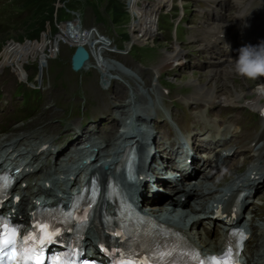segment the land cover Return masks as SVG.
Segmentation results:
<instances>
[{
  "label": "bare ground",
  "instance_id": "bare-ground-1",
  "mask_svg": "<svg viewBox=\"0 0 264 264\" xmlns=\"http://www.w3.org/2000/svg\"><path fill=\"white\" fill-rule=\"evenodd\" d=\"M162 1L163 0H158V1L156 0L155 2H149L150 4L148 6H145L144 4H141L140 6H138L137 2H140V1L128 0L129 6L131 8L134 5L135 9L132 8V10H133V12L136 13L135 17L137 18L136 20H134L130 24V27H129V30L132 32V35H131L132 40L141 41V39L144 38L143 31L146 29V27L144 26V23L150 22L152 24L151 19L153 17L154 11H156L155 8H158L161 5ZM151 11H152V13H149ZM146 12L148 15L149 14L152 15L151 19L145 20V13ZM151 24L149 27L150 32L147 33L148 35L151 34L152 30H153ZM139 26H141V28H139ZM71 29L75 30V32H77L78 35L82 37V39H83L82 43L77 44L74 42V40L72 39V36H70ZM67 30L69 31L68 34L65 33V31H67ZM55 36H56L55 40H54L55 45L62 41V42L68 43L70 46L80 45V46L86 47V49H88V55H89L88 60H87L88 64L91 61V58H93L92 55L96 56L95 51H94V46L93 45L89 46V43L91 41L90 33L82 32L81 29L79 28L78 23L77 24H75V23L63 24L62 26H60L59 33ZM138 39H140V40H138ZM26 43L28 44V41H26ZM16 45H21V44H16ZM45 46H47L46 43H45ZM7 49H5V53L9 52V50H7ZM43 49H41L39 53H41ZM17 51L19 52V56H21L20 59L22 58V56H24V58L27 56V53L20 52L19 50H17ZM30 51L33 52V51H36V49L30 50ZM50 51L53 52L54 48L52 47V49ZM96 53L98 54V52H96ZM42 56L45 58L44 54L43 55L38 54V57L41 60L44 59V58H42ZM162 57L165 58V61H164V62H166L165 64H168L169 66H172L174 68V65L176 64V60L178 59V53L177 54H169L168 49H166L165 51H163ZM10 60L15 62L16 64L19 63L18 58H15V59L12 58ZM103 66H106L107 68H113L114 67L109 62H104ZM100 71L104 75L103 77L107 78L108 73L106 72V68L100 67ZM233 73L234 72L232 70H230L229 68L226 70L216 68L213 71L207 72L205 75H202L203 76L202 81L199 80V81H201V84L199 85V89L196 91L194 90V92L197 94H201V95H207V96H210L213 98L215 96H220L221 99H227L228 100V98L231 97L232 94L234 93V89L232 88V91L228 92L226 95L222 94V91H221L222 82L225 81L224 79L226 77L231 76ZM195 78L196 77H193L191 79V83L197 84V81H195L196 80ZM225 84H230V83L227 82V83H224L223 85H225ZM257 103L258 102L255 101V104H257ZM116 106H117V104H116ZM107 119H109V118H107ZM96 132H97V130H94L92 132V134L97 135ZM18 134H20V135H18L17 137H14L12 139L5 137L0 141V167L6 161H7L6 165H10V164L14 163V168H18V167L21 168L20 171L18 172V174H20L21 176H26V174L28 173V172L24 171V169H28L29 167H32L30 172H35L36 169L41 170V171H43L42 178H46L47 174H46L45 170L48 169L50 166L58 167V165H61L62 162L68 163L69 161H73L74 157H75L74 155H78V153L81 151V148H76L75 145H77L83 141H86L88 143V148L90 151H92V155H94L95 160L99 156L106 154L108 151L113 149L115 146V143H109L110 138L108 135L105 137L103 136L102 137L103 139L102 138L100 139L102 144H99L97 142L99 140V138H97V136L96 137H94L92 135L89 136L90 133L86 132V131H82L80 134H77L74 131H72L71 129H67L62 135H60V136H63V138H66V140H75V141L70 142V143H75V144L69 145L68 147H67V145L57 147L54 143V140H51V139H46V140H43L41 142H38V140H36V136H37L36 132L23 133V131H22V132H19ZM101 134L102 133L99 132L98 136L100 137ZM102 135H106V134H102ZM88 136H89V138H88ZM123 138H125V136ZM127 140H128V138H127ZM3 142H5V143H3ZM133 142L135 143V146H136V149L139 153V156H141L140 151H141V147H142V142L129 140V144L133 143ZM37 143H38V145L44 143V144H47V146L43 150L37 151L36 147L33 148V146H35ZM70 147H74L73 150H70ZM22 151H23V153H22ZM66 151H70V153L67 154V156L62 159L60 156L63 155V153H65ZM21 153H22V155H21ZM28 153L30 154V156L28 155ZM11 156H12V158L10 159ZM46 156L53 157L52 161H49V163H48L46 161ZM121 156H122V151H120L117 154L114 162L112 163V168H114L117 165V163L120 161ZM17 160H20L21 163H16ZM116 167H115L114 171L112 169L108 173L101 172L98 169L92 170V172H94L97 175L101 184L104 183L106 176L108 174L111 177H113L117 182H119L120 184L125 186V188L126 187L128 188L129 186H126L123 183L121 173L119 172V170H116ZM262 167L264 168V165ZM75 171H77V169ZM60 173H64V174H68V175L70 174V175H72V178H71L72 181L73 182L76 181V175L74 172L67 173L65 171L63 172L60 170ZM168 173H170L172 176L174 175V172L169 171ZM174 179H175V181H177V178H174ZM196 183L203 186V188H205L204 184H209V181L208 180H203V181L197 180ZM15 186H16V181L11 186L12 191H14ZM194 187H195L194 184L191 185V183H189V182L185 183L184 185H182V189L184 191L181 192L180 189L176 188L175 186L172 187V185H170L171 194L165 196L166 194L164 193V194L160 195L158 198L157 197L153 198L152 199L153 205L149 206V209L154 210L152 212L155 214H159L160 216L170 217L174 221L177 220L178 222L186 223L189 220L192 221L194 219L192 221V224H195L196 222L200 223L198 221V218H199L198 215H195V214H196V212L200 213L202 210H204V207H203V204L205 202L204 197H203V202L202 201L194 202L192 209L191 208L188 209V207L187 208L183 207L184 204L187 203V201L192 200L193 198L199 196V192L197 191V189H194ZM61 192H63V191H61ZM174 194H177L176 199L173 197ZM180 195H185V199L183 201H180V199H179ZM21 197L24 198L23 193L21 194ZM165 200H167V205H163V208H162L160 203L164 202ZM3 205L7 210H9L12 207L11 199L6 200L3 203ZM14 207H15V210L17 212H20L22 210V204L20 202L15 204ZM174 207H179L180 209L177 211L174 210V212H173ZM191 226H193V225H191ZM196 231H197L196 240L200 243L203 240L202 235L200 233V229L198 228ZM84 242L86 244L90 243L89 229L85 233ZM259 250L262 254V261L261 262L255 261L253 264H264V241L259 245Z\"/></svg>",
  "mask_w": 264,
  "mask_h": 264
},
{
  "label": "rangeland",
  "instance_id": "rangeland-1",
  "mask_svg": "<svg viewBox=\"0 0 264 264\" xmlns=\"http://www.w3.org/2000/svg\"><path fill=\"white\" fill-rule=\"evenodd\" d=\"M113 0H57L55 3V7H56V14H55V20H54V25H58L56 23V21L60 18H65V16L67 17H72V22L76 21L79 23V26H81L82 30L86 31V29L88 27L92 26H99V27H104V28H99L98 31L99 32H103V34H105L108 37H116L115 35H119L123 38H126L129 40V36L132 35V32L129 30L130 24L136 20L137 18L136 13L133 12L132 8L135 9L134 5L131 8L129 6V2L128 0H115V2H112ZM139 1H143V0H139ZM148 3H144L145 6H148L150 3L149 1L152 0H145ZM158 1V0H157ZM67 2L69 3H75L76 5H74L70 10L67 11ZM148 4V5H147ZM149 13H152L149 12ZM152 15L151 14H147V12L145 13V20L146 19H151ZM58 18V19H57ZM96 19H99L101 22H98L95 24ZM64 23H67L64 21ZM150 22L144 23V26L146 27V29L143 31L144 37H146L149 31V27H150ZM84 25H87V27H85ZM137 26V25H136ZM134 27V26H133ZM139 28H141V26H139ZM14 29H16V27L10 28L9 31H7V33L9 34V36L7 37V33H0V45L3 44H7L8 41L11 40L12 43L8 44L7 46H5V49L9 50V52H7V55H14L11 57V59H15L17 58V56H19V54L15 57V55L17 53H19L17 50H19L20 52H24L27 53V55H34V54H42L39 53L40 51L36 50V51H30V50H34L37 47V44L41 42V39H43V41L46 43V45L49 47L51 44L53 45V48L55 47V35L52 34V30L50 29V26H45V29L40 32V35L38 37H36V39L34 40H29L30 42H28V44L26 42L24 43H20L21 45H16L13 44V42H15V38H14ZM68 30L65 31L66 34H68ZM87 32V31H86ZM4 36H6L4 38ZM70 36H72V39L74 40L75 43L79 44L82 43L83 39L81 36L78 35L77 32H75V30L71 29V33ZM54 37V38H53ZM17 42V41H16ZM22 42V41H20ZM38 42V43H37ZM138 45H146L147 48H149V52L147 54L141 55L139 58L149 67H151L152 69H156L158 72H162L165 69L171 67L168 64H165V58L162 57L163 51H165L166 49H168V53L169 54H179V50L174 49V48H169L167 46H165L163 43H159L158 41L152 40L149 41L148 38H146L145 40L139 41L137 42ZM31 47V49L28 48ZM46 46V47H47ZM12 47V48H11ZM34 48V49H33ZM4 49V50H5ZM16 49V50H15ZM45 50H47V48H45ZM73 50V47L69 46L67 43H62L59 42V44L56 46V51L52 54L50 60H53L54 64H59V66H65L67 67L68 65V60H69V56L71 54ZM16 52V53H15ZM43 55V54H42ZM42 58H44L42 56ZM104 58V57H103ZM21 59H24V56H22ZM105 59V58H104ZM236 59V58H235ZM26 60H31L30 57L28 56L26 58ZM43 60V59H42ZM234 60V59H232ZM109 62V61H108ZM180 59L178 58L176 60V64L174 65V70L177 67V65L179 64ZM232 63V61L230 60V64ZM230 64L226 65L225 67H217L218 69H230L232 70V64L230 66ZM94 66V63H93ZM154 69V70H155ZM216 69V68H214ZM214 69H210V70H189L184 72L183 74H180L176 77H173V80H177V83H181V85H185V86H189L191 91L194 92V90H198L199 89V85L201 84V81L203 79L202 75H205L207 72L213 71ZM97 78L99 76V72H97ZM233 75V76H232ZM231 76L226 77L222 82V94H227L228 92L232 91V88L234 89V93L232 94L231 97L228 98L229 101H233V102H241V101H250L251 103L255 104V101L260 102L262 100H264V95H260L257 92V85L259 84H264V78H260L259 80L256 81H249V80H245L243 78H240L239 76H237L235 73H233ZM108 77V75H107ZM193 77H196L195 81H197V84H193L191 83V79ZM201 80V81H199ZM46 79H45V71L43 72V76H42V82L40 84V90L41 92L44 94H46L49 89L44 87L43 85L45 84V86L47 85ZM230 83V84H225L224 83ZM180 85V84H179ZM11 85L9 86L10 89ZM8 89V91H9ZM50 92V91H49ZM195 93V92H194ZM197 94V93H195ZM155 95V94H154ZM201 95V94H198ZM207 96V95H205ZM156 98L160 97V95H155ZM210 97V96H207ZM220 98V96H215ZM213 98V97H211ZM117 106L119 107L120 105L117 104ZM22 132V131H21ZM32 132V131H30ZM24 133V132H23ZM97 135H99V132H96ZM20 134H17V136ZM16 136V137H17ZM107 136L106 135H102L99 137L97 136V138H99V140L97 141L99 144H102L101 142V138L102 137ZM7 136H2L0 137V141L5 138ZM14 138V137H13ZM12 139V138H10ZM48 139V138H47ZM103 139V138H102ZM53 140V139H51ZM103 141V140H102ZM167 175H171L170 173L167 172ZM163 208V206H162ZM154 209V208H153ZM177 211V208L173 209V212ZM151 211H154L151 209Z\"/></svg>",
  "mask_w": 264,
  "mask_h": 264
},
{
  "label": "trees",
  "instance_id": "trees-1",
  "mask_svg": "<svg viewBox=\"0 0 264 264\" xmlns=\"http://www.w3.org/2000/svg\"><path fill=\"white\" fill-rule=\"evenodd\" d=\"M56 1L57 0H21L20 6L29 7L30 14L16 25L18 28L14 30L15 40L34 39L45 29V26L53 27L56 14ZM112 2H115V0ZM74 5L76 4L67 2V11ZM6 36L8 37L9 34L7 33ZM6 36H4V38ZM43 39L44 38L41 39V43L37 44V47L35 48L36 50L40 51L46 47ZM28 48L31 49L29 45Z\"/></svg>",
  "mask_w": 264,
  "mask_h": 264
},
{
  "label": "clouds",
  "instance_id": "clouds-1",
  "mask_svg": "<svg viewBox=\"0 0 264 264\" xmlns=\"http://www.w3.org/2000/svg\"><path fill=\"white\" fill-rule=\"evenodd\" d=\"M223 31L220 39L223 38ZM232 71L245 80L256 81L264 78V42L256 46L245 45L238 49V56L232 60ZM257 92L264 95V84L257 85Z\"/></svg>",
  "mask_w": 264,
  "mask_h": 264
},
{
  "label": "water",
  "instance_id": "water-1",
  "mask_svg": "<svg viewBox=\"0 0 264 264\" xmlns=\"http://www.w3.org/2000/svg\"><path fill=\"white\" fill-rule=\"evenodd\" d=\"M87 57L86 52L83 50L82 47L77 46L75 48L74 53L71 56V65L74 69L78 68L82 61Z\"/></svg>",
  "mask_w": 264,
  "mask_h": 264
},
{
  "label": "snow or ice",
  "instance_id": "snow-or-ice-1",
  "mask_svg": "<svg viewBox=\"0 0 264 264\" xmlns=\"http://www.w3.org/2000/svg\"><path fill=\"white\" fill-rule=\"evenodd\" d=\"M243 238V237H242ZM30 239H31V237H30ZM217 264H219V262H217Z\"/></svg>",
  "mask_w": 264,
  "mask_h": 264
}]
</instances>
